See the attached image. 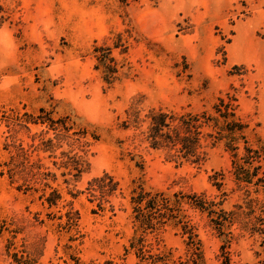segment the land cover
<instances>
[{
    "label": "rangeland",
    "instance_id": "rangeland-1",
    "mask_svg": "<svg viewBox=\"0 0 264 264\" xmlns=\"http://www.w3.org/2000/svg\"><path fill=\"white\" fill-rule=\"evenodd\" d=\"M153 109L220 136L176 159ZM258 177L264 0H0V264H264Z\"/></svg>",
    "mask_w": 264,
    "mask_h": 264
},
{
    "label": "trees",
    "instance_id": "trees-1",
    "mask_svg": "<svg viewBox=\"0 0 264 264\" xmlns=\"http://www.w3.org/2000/svg\"><path fill=\"white\" fill-rule=\"evenodd\" d=\"M232 106V103H226L224 99H220V103L216 104L214 107L223 117L228 118L229 116H234V113L229 111V109H233ZM147 116L149 118V124L147 125V129L142 131V133L145 135L146 140L149 141L151 147L168 150L172 157L182 161L200 163L207 155V151L204 149L206 147H213L216 144L215 139L220 136L209 131H204V128L207 127L212 120H216V118L210 116L206 112L177 113L166 112L162 109H153ZM139 123V115L135 113L132 120L129 119L124 121V126L125 128L130 126L138 128ZM216 125L217 123H215L214 126ZM226 126L230 132L241 130L244 127V125L234 120L227 121ZM217 133L220 134L219 131ZM230 140H234L233 136H230ZM228 144H230V142H228ZM231 148L235 150L237 147ZM235 167L239 180L252 182L253 176L257 175L254 173L242 175L239 172L237 162H235ZM106 179H109V182L106 183ZM262 181L264 182V179L258 177L256 183L259 184V182ZM93 182L98 183V188L100 190H103L105 186H107L109 191L115 190L117 187V182H113V176L108 173H105L101 177L94 178L93 181L90 182V185H93ZM92 190L95 191V187H92ZM93 195L95 194L93 193ZM142 199L141 195L138 201ZM197 204L204 207L201 203ZM250 207L251 206H249V208ZM223 219H226V217H223ZM219 223L222 224V221Z\"/></svg>",
    "mask_w": 264,
    "mask_h": 264
}]
</instances>
